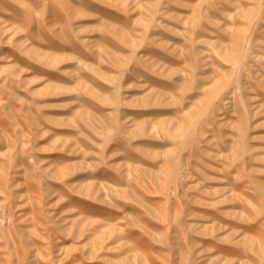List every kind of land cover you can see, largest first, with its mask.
I'll use <instances>...</instances> for the list:
<instances>
[{
  "label": "rangeland",
  "instance_id": "obj_1",
  "mask_svg": "<svg viewBox=\"0 0 264 264\" xmlns=\"http://www.w3.org/2000/svg\"><path fill=\"white\" fill-rule=\"evenodd\" d=\"M0 264H264V0H0Z\"/></svg>",
  "mask_w": 264,
  "mask_h": 264
},
{
  "label": "bare ground",
  "instance_id": "obj_2",
  "mask_svg": "<svg viewBox=\"0 0 264 264\" xmlns=\"http://www.w3.org/2000/svg\"><path fill=\"white\" fill-rule=\"evenodd\" d=\"M210 21V20H209Z\"/></svg>",
  "mask_w": 264,
  "mask_h": 264
}]
</instances>
